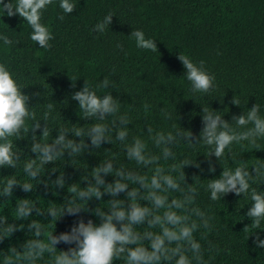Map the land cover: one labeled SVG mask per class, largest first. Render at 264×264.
Wrapping results in <instances>:
<instances>
[{"label": "trees", "instance_id": "16d2710c", "mask_svg": "<svg viewBox=\"0 0 264 264\" xmlns=\"http://www.w3.org/2000/svg\"><path fill=\"white\" fill-rule=\"evenodd\" d=\"M7 2V0H6ZM14 2V0H13ZM76 4L73 13L62 15L59 0L44 11L41 22L48 26L55 39L50 41L52 48H40L30 39L31 28L19 16L7 17L0 12V34H7L13 45L5 46L0 41V63H7L14 79L22 84L24 93L31 97L30 106L39 118L46 104L54 105L50 127L57 126L71 128L72 124L84 126L80 119L81 113L78 102L71 99L75 91L82 89L85 80L98 95L111 93L121 102L120 114H127L130 118L129 138L136 136L143 139L149 151L155 152L151 141L147 137L146 126L155 131L173 130V126L191 130L199 135L202 125V106L211 107L229 122L233 115L247 112L254 104L261 107L264 115V0H72ZM112 13V24L103 34L92 31L93 27L103 18ZM142 30L147 39H152L157 45L155 52L136 47L134 38L129 35L134 30ZM122 44L120 51L116 45ZM189 56L194 62L205 61L206 69L216 77V88L208 94H192L190 82L184 75L185 69L178 60V55ZM107 77L110 81L108 88L96 86ZM75 83V88L72 87ZM40 93V97L33 95ZM241 101L240 106L231 103L233 97ZM38 103V104H37ZM172 113L173 119L166 120L161 109ZM178 116H177V115ZM179 117V119H178ZM111 119V118H110ZM39 131L37 135H39ZM56 132H52L55 138ZM71 138V137H70ZM87 143L90 141L86 140ZM17 147L24 149L25 156L34 157L28 149V140L16 141ZM258 148L242 149L240 145L233 146V155L238 160L253 163H264V140L258 141ZM109 149L110 151H106ZM178 163L185 157L200 163L201 168L189 166L184 169L186 181L192 184L193 176H199L196 182L199 195L196 206L214 217V228L211 232L201 229L194 233L196 240L202 245L204 260L208 264H264V248L254 245L257 232L264 240V222L259 229L251 228V220L246 216L251 200L227 194L215 202L209 199V193L204 191L208 179L218 178L222 167H234L232 159L225 155L220 162L214 156L211 158L216 168L215 173L208 172V162L204 156L206 149L197 146L190 149L186 144H179L173 149ZM24 158V157H22ZM105 159H113L125 168L152 175L149 169L138 167L134 162L127 161L120 145L102 144L100 149H92L75 161V167L64 160L57 164H49L47 169L59 167L65 175V188L45 189L43 184L37 185L32 193H24L19 188L14 189L11 200L3 203L0 198V213L9 217L14 211L17 199L30 198L36 200L39 206L46 210L55 203L63 202L67 195V187L80 181L85 170L88 171ZM173 161L161 160L167 167ZM78 167V168H76ZM250 171H253L250 167ZM16 175L23 180V173L17 169H0V181L4 176ZM254 174V172H253ZM59 172L52 175L55 179ZM178 175V173H173ZM47 174L41 179H47ZM109 183L115 178L105 177ZM35 183V182H33ZM253 187L264 191V184L259 182ZM131 189V185L129 190ZM58 195H55L56 193ZM172 195L178 196V193ZM111 197L105 195L103 201L93 199L88 207L94 209L100 204L107 208L106 203ZM118 199L126 200V193H121ZM143 203V202H141ZM83 218L85 222L92 219L99 220L90 213H81L80 217L65 216L56 223L55 234L70 231L73 223ZM47 223L48 218L36 217ZM30 221H24L28 223ZM20 223V222H17ZM248 226V230L244 228ZM146 226L137 230L143 231ZM54 222L48 227L54 232ZM159 231V229H154ZM206 233L207 239H201ZM29 238L27 231L16 232L10 239L0 243V252L20 245ZM209 242L212 251H209ZM68 245L60 244L58 250L66 251ZM216 249H219L217 252ZM214 257V259H210ZM2 259V258H0ZM48 257L38 264H45ZM115 264H123L116 261Z\"/></svg>", "mask_w": 264, "mask_h": 264}, {"label": "clouds", "instance_id": "9594fccd", "mask_svg": "<svg viewBox=\"0 0 264 264\" xmlns=\"http://www.w3.org/2000/svg\"><path fill=\"white\" fill-rule=\"evenodd\" d=\"M53 4L54 0H0V12L2 17L19 16L31 28V41L42 49L50 50V41L55 37L41 20L44 11ZM58 7L63 14L57 18L63 21L65 15L74 12L76 4L72 0H59ZM113 16L112 13L106 15L92 31L103 34L112 24ZM129 36L134 38L137 48L157 50L155 41L147 39L142 30H134ZM0 41L5 46L14 43L7 34H0ZM116 47L124 50L122 44L118 43ZM178 60L185 69L184 75L190 82L192 94H208L215 90L216 77L206 69L204 60L194 62L183 54L178 55ZM109 84V79L105 77L96 87L108 88ZM75 86L72 83V87ZM25 88L14 79L7 63H0V169H19L25 177L21 180L15 174L4 176L0 181L3 203L11 200L15 188L24 193H32L40 184L45 189H53V186L54 189L65 188L64 172L59 167L46 170V166L64 160L65 154L68 157L66 163L74 166L79 157L92 149H100L102 144L118 143L127 161L149 169L152 175L149 177L125 168L113 159H105L91 171L84 169L80 181L86 186L81 187L80 183L68 186V194L59 207L53 203L44 210L36 200L17 199L11 223L8 216L0 213V243L25 230L29 238L20 245L21 250L12 246L7 252H0V264H38L45 260L46 254L48 259L45 264H115L120 260L123 264H208L194 233L201 229L211 232L214 217L196 206L199 195L196 182L200 177L193 176L192 184L186 181L184 169L194 166L203 171L200 163L187 157L176 162L173 149L181 143L190 149L197 146L206 149L204 156L209 173L216 171L211 158L214 156L221 164L227 153L235 166L222 167L218 178L208 179L204 191L209 193L213 202L229 193L250 199L252 203L246 216L251 220V228L259 229L264 222V191L253 187L258 182L259 185L264 184V163L249 166L248 162L240 157L237 160L233 155L234 145H240L245 152L247 148H258V141L264 140V115H261L259 104H254L247 112L233 115L231 122L225 120L220 111L202 106L203 127L199 135L180 127L177 121L178 127L174 125L169 131H155L146 126L147 137L156 150L152 152L143 139L136 136L129 138L130 118L127 114H120L121 102L111 93L98 95L86 80L82 89L71 95V99L78 102L80 119L93 122L84 126L72 124L71 128L61 125L53 130L50 127V121L54 120L52 103L46 104L38 118L34 106H30L31 97L23 91ZM33 95L41 96L39 92ZM231 103L241 105L235 96ZM161 112L166 120L173 119L172 113L166 109L162 108ZM53 131L57 133L55 138L52 137ZM20 140L29 141L26 147L35 158L25 156L24 149L17 147L16 141ZM161 160L173 162L165 167ZM250 167L253 171L249 170ZM57 172L59 175L51 179ZM46 174L48 178L41 179ZM108 175L115 178L114 182L106 181ZM121 193H126V200L117 198ZM105 195L111 197L106 201L107 208H102L100 204L94 209L88 207L90 201H103ZM81 213L94 215L99 223H94L92 219L85 222L80 218L73 223L70 231L55 234L57 221L65 216L80 217ZM36 217H45L48 221L44 223ZM24 221L30 222L25 224ZM53 222L55 230L49 232L48 227ZM143 226H146L145 230H137ZM244 230L247 231L248 226ZM253 234L255 247L264 248V240L256 231ZM201 239H207L206 233L202 232ZM60 244L69 247L66 251L58 250ZM209 251H212L210 242ZM210 259L214 257L210 256Z\"/></svg>", "mask_w": 264, "mask_h": 264}]
</instances>
